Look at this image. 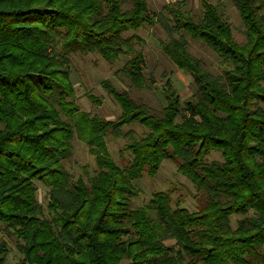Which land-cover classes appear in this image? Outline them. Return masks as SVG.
<instances>
[{
  "label": "trees",
  "instance_id": "1",
  "mask_svg": "<svg viewBox=\"0 0 264 264\" xmlns=\"http://www.w3.org/2000/svg\"><path fill=\"white\" fill-rule=\"evenodd\" d=\"M229 2L242 23L241 46L206 0L199 14L186 0L156 14L146 0H0V230L15 238L18 264H264V0ZM145 27L165 34L159 48L190 76V97L181 101L164 75V105L152 109L103 80L118 116L79 113L72 126L63 122L44 94L56 90L73 118L72 55L125 58L115 75L136 91L150 88L138 38L127 36ZM187 37L223 69L211 73L189 53ZM132 126L146 132L135 137ZM75 134L94 156L87 181L62 167ZM107 135L127 140L125 167L109 156ZM213 152L221 159L208 160ZM163 161L201 197L197 211L173 207L170 192L132 206L133 182L154 177ZM35 182L47 189L45 206ZM7 255L1 241L0 264Z\"/></svg>",
  "mask_w": 264,
  "mask_h": 264
},
{
  "label": "rangeland",
  "instance_id": "2",
  "mask_svg": "<svg viewBox=\"0 0 264 264\" xmlns=\"http://www.w3.org/2000/svg\"><path fill=\"white\" fill-rule=\"evenodd\" d=\"M127 2V0H123ZM181 0H146L148 9L152 14L160 11L161 7L166 3H173ZM211 4L218 5L221 9L225 20L232 29V37L234 42L241 46L245 43V37L242 33L243 27L236 10L232 7L229 0H206ZM127 4L124 8H127ZM185 9L199 14L201 11L200 0H186ZM138 40L133 42L136 50H140L144 58V76L152 81L149 89L136 91L126 84L125 81L115 75L120 69L125 58L109 64L103 61L95 54L86 56L72 55L70 56V64L67 66L69 78L75 90V96L72 100L73 118L70 117V108L65 111L61 110L56 100V90L44 94L51 106H53L60 114L61 120L69 125L74 124L75 116L79 113L89 116H97L107 120H113L119 114V108L113 100L107 96L100 87L103 80H109L114 86L127 91L132 98L150 106L152 109L160 108L164 105L161 90L164 85L163 76L166 75L173 87L177 90L181 101H184L192 94L190 76L178 69L166 58L159 48V42L166 40L165 34L158 27H145L134 33ZM188 51L197 59H200L203 65L213 74L219 73L223 69L218 57L206 46L199 41H194L187 37ZM32 82L39 87L40 79L33 76ZM46 82L43 83V86ZM94 100H98L99 104ZM135 137H141L146 130L138 126H132ZM124 130H127L124 128ZM126 139L114 138L107 135L105 138L106 147L111 159L120 167H125L130 160V156L124 151ZM208 160H220L218 153H211ZM62 167L69 173L73 180L78 178L87 181L93 177L96 172L94 156L89 153L87 146L82 143L75 134L71 141V153L66 160L62 162ZM137 191V196L132 199L133 207H146L149 200L157 192H170L172 198V206L180 207L195 212L202 203L201 197L197 194L192 185L180 174L177 173L176 167L170 161H163L158 172L154 177L144 175L140 180L133 182ZM37 189V197L40 203L45 206V193L47 189L35 182ZM239 216L231 218L232 227H235ZM7 244L8 255L4 264H18L20 260L19 253L16 249V240L8 236L4 231L0 230V242ZM166 246H172L171 240H164Z\"/></svg>",
  "mask_w": 264,
  "mask_h": 264
}]
</instances>
